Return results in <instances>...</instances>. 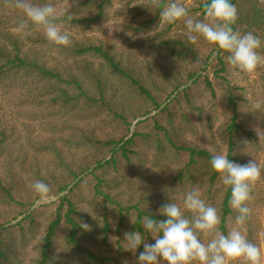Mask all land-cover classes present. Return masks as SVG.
Listing matches in <instances>:
<instances>
[{
  "label": "rangeland",
  "instance_id": "374dc122",
  "mask_svg": "<svg viewBox=\"0 0 264 264\" xmlns=\"http://www.w3.org/2000/svg\"><path fill=\"white\" fill-rule=\"evenodd\" d=\"M77 1L64 0L52 4L59 15L66 11L74 16L96 15L95 10L73 11ZM169 2L170 0H164L165 4ZM179 2L189 9V14L194 20L204 19L205 0ZM260 8H264V0H244L240 4L242 11L252 14L258 13ZM157 12L158 8L152 6L151 0H111L101 18L89 26L73 27L66 23L58 26L71 37L72 43L66 46L67 48L76 44H103L112 48V53L121 56L126 68L133 71L144 85L149 86L150 82H153L158 86L161 89L159 101L163 103L162 107L168 104L174 123L178 127L177 130L174 129L175 134H172L178 145L208 149L213 154L227 155L225 131L237 113L238 122L253 135L249 137L242 135L237 139L236 154L242 157L241 164L255 159L262 168L261 180L255 185L252 191L253 198L249 203L251 215L240 227L249 240L264 250V139H259L256 132L257 128L264 131V67H259L251 74L242 72L226 62L227 53L217 50L215 45L209 44L203 37H198L197 43L193 44L199 52L198 64L176 65L168 62L161 64L162 51L152 50L145 40L137 41L140 38H152L156 30L137 35L131 28L139 21L154 17ZM1 13L3 16L0 27L19 40L25 54L27 53L31 59L35 58L51 67H57L65 76L68 73L81 74V68H84L86 62L87 66L95 64L93 70L97 71L95 70V67L99 66L97 60L92 57L89 59L69 57L71 52L49 42L43 28L33 25L31 21H28V27L23 32L17 31L19 22L27 20L21 10L4 7ZM256 25L246 31L241 29L245 27L244 25L239 26L237 31L241 34L252 32L259 36L262 47L258 51L264 55V22ZM157 28V31L165 32L163 36L188 39V30L183 21L169 24L160 18ZM219 57L226 64L227 71L219 72L216 77V72L220 71L221 67ZM162 66L174 74L165 76L167 82H163L162 75L158 73ZM194 73L196 74L192 77ZM206 79L212 82L214 92L207 88ZM105 80L109 87L108 95L115 94L110 103L114 105L115 110L126 115L129 124L113 120L107 112H102L99 103L94 108L81 104L79 107L70 105L64 108L53 105L48 98L39 96L38 91L44 88V83L31 74L27 75V78L0 82V225L7 223L16 225L8 236H13L16 241L25 238V244H21L24 246H19L21 251L12 257L11 264H28L30 258L35 257V247L40 242L39 238L45 227L56 218L59 211L65 218L69 204L64 202L59 209L60 198L71 190L70 199L79 207L80 215L85 214L91 222L94 221V234H98L96 245L84 241L83 244L95 255L114 257L119 264H138L139 253L143 251V244L137 248L135 254L124 249L125 233L133 232L130 217L136 220L139 209L160 215L159 208L171 202L170 193L173 197L172 202L183 207L185 193L193 188H199L202 199L214 206L221 215L224 195L222 180L218 179L216 183L209 185L210 173L202 168V165L198 167L201 170L192 171L196 178L195 176L189 178L187 173L181 178L179 171L188 162V155L182 151L174 154L164 137L162 145L158 147L157 135H153L137 148L138 154L132 159V172L124 162L119 165L117 171L114 168L104 173L98 171V174L109 180L104 181L100 189L111 193L114 200L125 208L124 223L118 230L119 208L107 200L105 202L102 194H95L96 178L92 175L85 177L87 174L74 178L76 176L74 174L79 175V172L73 165L77 157L83 158L84 155L76 152L71 142L83 133L93 134L99 139L130 137L136 130L149 133L153 122H141L148 116L157 114L160 109L144 114L145 111L152 109L153 105L150 102L142 99L143 97L138 98V92H131L128 85L112 75L110 79ZM178 81L185 84L174 91ZM149 88L154 90L150 86ZM183 90L189 93L191 99L189 102L187 97L183 96ZM229 93L233 94V103L230 101ZM40 99L47 101L40 102ZM234 104L237 105L236 110ZM95 108L100 110L99 113L94 114ZM162 119L161 122L167 120L165 117ZM179 128L183 131H179ZM245 141L248 142L246 153L240 151ZM59 151L69 158L72 170L70 168L69 171L62 166ZM90 159L86 158V163H89ZM82 177L85 178L76 186ZM38 180L49 185L50 199L40 200L39 194L33 189L32 185ZM113 181L115 183L111 185L114 188H110L108 183ZM66 187L67 190L63 191ZM165 189H169L170 193ZM29 213L33 214L32 218H27ZM80 215L72 213V216L83 224L87 218L82 220L79 218ZM106 215L112 229L107 241L104 240L103 232ZM236 215L237 212L234 211L229 216L227 232L236 226ZM2 236L6 239L7 233L4 232ZM211 238V235L202 236L205 243ZM145 241L155 243L150 233L145 236ZM58 249L66 253L63 245ZM65 260L68 264H101L77 250L66 254ZM105 264L117 263L113 258H107ZM161 264H165L162 258Z\"/></svg>",
  "mask_w": 264,
  "mask_h": 264
},
{
  "label": "trees",
  "instance_id": "16d2710c",
  "mask_svg": "<svg viewBox=\"0 0 264 264\" xmlns=\"http://www.w3.org/2000/svg\"><path fill=\"white\" fill-rule=\"evenodd\" d=\"M57 1L61 2L64 0H32V3L44 4L48 2L55 3ZM242 1L244 0H234L233 2V4L236 5L239 14L237 23L232 26L236 31L239 26L244 25L245 27L241 29L246 31L248 29L251 30V28H253L257 23L259 24L261 22H264V8H260V11L256 14L242 11L240 9V4ZM110 3L111 0H78L74 5L73 11L95 10L96 15L94 17H88L86 15L74 16L70 12L66 11L64 14L59 15V18L55 21V23H66L73 27L81 25L89 26L90 24L95 23L101 18L105 11V8ZM4 7V0H0V22H2L3 16L1 10ZM161 11L162 8H158V12L154 15V17H151L150 19L145 21H139L132 25L131 28L137 35L153 32L154 30H156L152 38H140L137 41L143 42L145 40L150 44L149 47L152 48V50L162 51L160 53V59L162 61L161 64L167 62L169 64L176 65L191 63L198 64L200 62L198 49L192 43H190L188 39H182L180 37L172 36L166 37L163 36L165 32L157 31V26L160 22ZM58 46L64 48L66 51L68 50L69 52H71L69 53V57L71 58H94L98 61L99 65L98 67H95V70L97 71L95 72L93 70L95 64L87 66L86 62L84 68H81V74L74 75L68 73L65 76L57 67H51L45 62L37 61L35 58L31 59L27 53L25 54L24 47L19 42V40L10 32H7L0 27V82L8 80L14 81L19 78H27V75L31 74L36 79L42 80L44 83V88H40V90L38 91L39 96L48 98L47 100L51 101L53 105H60L61 108H64L70 105H73V107H79V105L81 104L83 106L94 108V106L97 107L99 103L101 109L103 110L102 112H107L108 116L112 117L113 120L120 121L122 124H129L126 115L115 110L114 105L110 103V99L112 97L114 98L115 94L108 95L109 87L105 79H110L112 75L115 79L128 85V87H130L131 89V92H138V98L143 97L142 99H145L148 103L150 102L153 105L152 109L145 111L144 114L147 115L150 114L153 110L160 109L157 114L148 116L146 120L141 122H153V125L150 128L151 131L149 133H143L136 130L130 137L126 136L121 139L113 137H108L107 139H99L93 134L83 133L78 139L74 140V142H71L75 147L76 152H80V155H84L83 158L85 157L84 159L81 157H77V161H75L73 166L76 167L79 175L74 174L76 175L74 176V178L76 179L83 174H87L85 175V177L88 175H92L96 178L97 184L94 187L95 194H102L105 198V202L107 200L112 204L117 205L119 208L120 223L118 226V230H120V226L124 223L125 215L123 213V210L125 208L119 202L114 200L111 193H109L108 191H102L100 189L102 183L109 180L102 177L101 174H98V171L104 173L105 171L113 168L117 171L120 167L119 165L124 162V164L129 166L130 172H132V159L136 158L135 154H138L137 148L139 147L140 143H146L147 138L153 137V135H157L158 139L156 140V142L158 144V147L162 145V138L164 137L174 154H179L178 151H182L183 153L188 155V162L179 171L181 178L185 177L186 173L189 178H193V176L195 175H192V171L195 170L196 172L201 170V168L198 167L202 165V168L210 173V176L208 178L209 185L216 183L218 179L221 180L220 174L215 172V170L211 166L210 161L213 153L210 150L199 149L192 146H181L178 145L174 140V136L172 134H175L173 133L174 129L177 130L178 127L174 123L173 115L168 104L162 107L163 103L159 101V98L161 96V93L159 92H161V89L153 82H150L149 86L154 88L153 91H156L155 93L157 94L153 93L149 86L144 85L140 81V79H138L134 75L133 71L126 68L121 56L117 55L116 53H112V48H108L103 44H76L71 48H67L66 46L62 45ZM220 61L221 67L219 68L220 71L216 72V77H218L219 72L227 71V67L224 61H222V59H220ZM171 70L174 71V69ZM158 73L162 75L161 77L164 79L163 82H167L168 80L167 78L165 80V76H174L172 72H170L168 69H166V67L163 66L161 71H158ZM195 74L196 73H194L192 77ZM184 84L185 83L178 81V83L174 87V91ZM206 85L208 86L207 88L209 90L214 92V86L209 79H206ZM161 87L162 89H164L163 85ZM173 93L174 92H172V94ZM182 94L183 96L187 97L188 102L189 100H191L189 93L186 90H183ZM229 95L230 101L233 103V94L229 93ZM47 100L40 99V102H46ZM82 100L84 103H82ZM233 106L236 110L237 105L234 104ZM86 110L90 111L91 109ZM99 111L100 110L97 108L93 110L94 114L99 113ZM160 116L161 118H158ZM164 117L167 118V120L161 122L163 120L162 118ZM138 123H140V121ZM178 130L181 131L182 128H179ZM225 132L227 142V157L231 161L241 164L242 157L239 154H236V141L242 135L249 137L253 134L238 122L237 113L234 114L232 121L228 123ZM58 156L62 166H64L69 171L70 168L71 170L73 169V166H71V163H69V158L64 155V153L61 154V152L59 151ZM88 157H90L91 159L89 163H86V158ZM85 177H82L76 183V186ZM194 178H196V176ZM111 183L115 182L113 181L108 183L110 188H114L112 187ZM65 190H67V187L63 189V191ZM71 192L72 190L60 198L61 205L59 209L62 208L64 202H68L69 204V209L65 214V218L59 211L56 218L45 227L43 234L39 238L40 242L35 247V257H31L28 264H68L65 260V255L71 254L74 250L86 254L88 258L93 261H99L101 264H105L107 258H113L115 263L119 264L114 257L95 255L90 248L86 247L83 244L84 241L87 243L91 242V245H96L98 243V241H96V237L98 236V234H94V221L91 222L88 219V216L85 214L80 215V211L78 209L79 207L70 199L69 194ZM11 198L13 197L11 196ZM230 199L231 188L230 186L224 185V195L221 203L222 222L219 226V229L225 234L227 233V222L229 216L232 215L235 211L230 207ZM72 213L80 215L79 218L82 220H84L85 217L87 218V220L83 223L89 226L87 230L81 227L82 223L77 221L72 216ZM148 215L152 216L154 219H166L165 216L157 215L152 211L139 209L136 223H133L132 226V231H140L144 235V238L147 233L143 229L142 221L143 218ZM32 217V213L27 214V218ZM104 223V240L107 241L112 230L111 223L108 220L107 215L105 216ZM19 224L20 222H18V225ZM15 226L16 225L10 223H7V225H0V264H11L12 257L18 254L19 250L21 251V249H19V246L22 247L24 245L21 244H25L24 237L16 241L13 236H8L9 232L14 229ZM4 232L7 233L6 239L2 236ZM63 234L64 237H62ZM59 241H61V243ZM60 245H63V249L66 251V253L58 249Z\"/></svg>",
  "mask_w": 264,
  "mask_h": 264
},
{
  "label": "clouds",
  "instance_id": "9594fccd",
  "mask_svg": "<svg viewBox=\"0 0 264 264\" xmlns=\"http://www.w3.org/2000/svg\"><path fill=\"white\" fill-rule=\"evenodd\" d=\"M152 6L162 8L160 18L166 23L174 24L183 21L188 30V40L196 44L198 37H203L217 50L227 53L226 62L248 74L254 73L259 67H264V55L258 51L262 47L259 36L252 32L241 34L233 29L239 19L236 6L231 0H205L203 4L204 19L194 20L189 9L179 0H151ZM4 6L21 10L27 20H21L17 31L23 32L28 27V21L37 27H42L49 42L56 45L69 46L71 37L62 31L55 21L59 14L51 3L33 4L31 0H4ZM259 139H264V131L256 129ZM247 141L240 151L246 153ZM211 166L220 174L222 183L231 188L230 207L237 212L235 227L227 234L219 230L221 215L218 210L202 199L199 188L187 191L183 199V207L172 202L163 204L158 213L166 219H154L145 216L142 224L146 233H150L155 243H147L140 231L125 233L124 249L139 253L138 264H264V250L247 238L240 226L250 217L252 209V191L261 180L262 168L255 159L245 164L231 161L226 154H213ZM39 194L40 200L50 199V187L43 181L32 185ZM131 223L136 220L131 216ZM85 230L87 224H81ZM211 235L205 243L202 236Z\"/></svg>",
  "mask_w": 264,
  "mask_h": 264
}]
</instances>
